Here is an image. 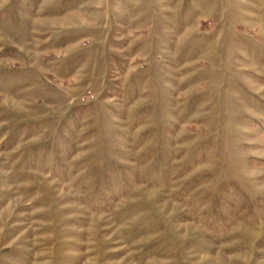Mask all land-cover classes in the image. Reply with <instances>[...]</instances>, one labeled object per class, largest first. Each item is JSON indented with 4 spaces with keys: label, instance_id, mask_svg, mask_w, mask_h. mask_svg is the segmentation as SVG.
<instances>
[{
    "label": "rangeland",
    "instance_id": "rangeland-1",
    "mask_svg": "<svg viewBox=\"0 0 264 264\" xmlns=\"http://www.w3.org/2000/svg\"><path fill=\"white\" fill-rule=\"evenodd\" d=\"M0 264H264V0H0Z\"/></svg>",
    "mask_w": 264,
    "mask_h": 264
}]
</instances>
